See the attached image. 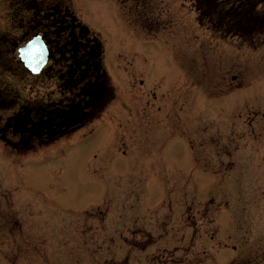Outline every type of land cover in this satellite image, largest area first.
Instances as JSON below:
<instances>
[{
	"label": "rangeland",
	"instance_id": "rangeland-1",
	"mask_svg": "<svg viewBox=\"0 0 264 264\" xmlns=\"http://www.w3.org/2000/svg\"><path fill=\"white\" fill-rule=\"evenodd\" d=\"M48 1L103 46L105 103L68 137L0 155L12 248L40 204L57 218L32 237L48 264H264V34L225 32L217 1L148 0L131 24L117 0Z\"/></svg>",
	"mask_w": 264,
	"mask_h": 264
},
{
	"label": "flooded vegetation",
	"instance_id": "flooded-vegetation-1",
	"mask_svg": "<svg viewBox=\"0 0 264 264\" xmlns=\"http://www.w3.org/2000/svg\"><path fill=\"white\" fill-rule=\"evenodd\" d=\"M66 12L58 1L0 0V144L10 146L11 154L24 153L32 141H36L34 135L27 132L20 140L18 130L22 124L16 121L17 114L26 112L29 121L34 123L39 119L45 124L50 111H63L78 104L87 116L94 108V83L99 79L102 81L100 59L91 37L76 27ZM35 36L40 37L48 49L49 61L39 75L31 76L18 59V49ZM11 67L18 73L11 71L10 74ZM52 81L54 90L48 92L47 83ZM36 85L38 93L29 95ZM25 128L29 129L30 124L27 123ZM42 132L46 133L45 125ZM42 137L46 138V135ZM7 202L11 205L8 211L0 210V256L4 257L6 264H18L22 257L27 259L26 264H48L43 249L34 247L36 240L32 237L39 234L43 223L49 230L53 224L57 228V218L48 221L39 204L38 216L26 230L25 238L15 240L12 248L15 232L22 231V224L15 228V203ZM60 241L61 238L48 247L54 260H58L54 249L60 247ZM260 241L264 259V228ZM60 262L61 258L58 264Z\"/></svg>",
	"mask_w": 264,
	"mask_h": 264
},
{
	"label": "trees",
	"instance_id": "trees-1",
	"mask_svg": "<svg viewBox=\"0 0 264 264\" xmlns=\"http://www.w3.org/2000/svg\"><path fill=\"white\" fill-rule=\"evenodd\" d=\"M119 4L124 8L127 6L126 10V20L131 24L132 17L131 11L133 12L136 19L140 20L139 17L143 15V6L148 0H117ZM199 2V0H197ZM207 1V0H203ZM209 4L217 1L219 5L231 4L224 14L218 17L217 23L224 26V31L229 32L240 37L246 35L247 37L250 34H257L258 36L261 33L264 34V0H208ZM141 4V5H140ZM142 6V7H141ZM261 8L257 13L252 14L255 8ZM135 21V19H134ZM144 21V18L140 20ZM137 22V21H135ZM140 23V22H139ZM136 25H139L136 23ZM140 26H143L140 23ZM139 26V27H140ZM146 26V25H145ZM148 28V26H146Z\"/></svg>",
	"mask_w": 264,
	"mask_h": 264
},
{
	"label": "water",
	"instance_id": "water-1",
	"mask_svg": "<svg viewBox=\"0 0 264 264\" xmlns=\"http://www.w3.org/2000/svg\"><path fill=\"white\" fill-rule=\"evenodd\" d=\"M33 44H31L30 46H29V48H28V56L27 55H24L23 56V53H22V56H21V59H22V61H25V60H27V59H29V56L31 57V55L33 54V50H35L34 49V42H32ZM45 60H46V58H44L43 59V61L42 60H40V61H38L37 63L38 64H36V63H27V62H24L25 63V65L32 71V72H34V73H37L38 71H39V69H40V67L42 66V64L45 62ZM42 61V62H41ZM33 64V65H32ZM35 64V65H34ZM36 65H38V66H36Z\"/></svg>",
	"mask_w": 264,
	"mask_h": 264
}]
</instances>
